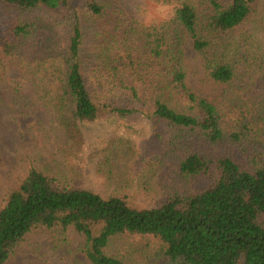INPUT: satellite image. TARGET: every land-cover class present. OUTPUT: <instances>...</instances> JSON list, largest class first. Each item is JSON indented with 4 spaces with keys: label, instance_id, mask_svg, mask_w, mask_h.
<instances>
[{
    "label": "trees",
    "instance_id": "16d2710c",
    "mask_svg": "<svg viewBox=\"0 0 264 264\" xmlns=\"http://www.w3.org/2000/svg\"><path fill=\"white\" fill-rule=\"evenodd\" d=\"M254 1L175 0L146 30L137 15L152 0H0V82L18 62L9 94L35 85L62 133L57 169L24 158L6 195L0 264L40 230L56 247L79 235L90 264H264V98L245 97L264 77ZM187 38L226 86L215 102L187 85ZM124 235L158 241L136 262L113 250Z\"/></svg>",
    "mask_w": 264,
    "mask_h": 264
},
{
    "label": "rangeland",
    "instance_id": "374dc122",
    "mask_svg": "<svg viewBox=\"0 0 264 264\" xmlns=\"http://www.w3.org/2000/svg\"><path fill=\"white\" fill-rule=\"evenodd\" d=\"M129 9L142 0H123ZM253 7L258 16L264 15V0H255ZM4 10L0 8V31L3 29ZM36 43L28 48L27 56ZM185 60L188 66L187 85L191 90L204 95L210 101H217L226 86L213 82L204 75L201 60L197 57L193 42L186 39ZM26 56V57H27ZM18 62H13L0 82V209L4 205L7 193L18 183L23 175L26 159H37L44 167L56 170L57 150L60 146L62 133L57 128L53 115L39 101L37 88L27 84L23 95L9 94L8 81L18 73ZM252 87L249 96L264 98V77L256 76L251 80ZM84 165V163H83ZM124 157L120 155L115 161L114 175L117 177L123 171ZM176 176L175 169L167 166L159 174V180L171 182ZM96 180L94 177L91 181ZM116 183V181H114ZM96 186L99 185L94 183ZM264 223V214L260 216ZM157 239L152 237L124 235L113 245L116 252L124 247L137 251L134 260L139 262L144 252L153 249ZM7 264H90L82 252V239L71 233L70 243L56 247L51 233L40 230L33 234L19 249L17 255Z\"/></svg>",
    "mask_w": 264,
    "mask_h": 264
},
{
    "label": "clouds",
    "instance_id": "9594fccd",
    "mask_svg": "<svg viewBox=\"0 0 264 264\" xmlns=\"http://www.w3.org/2000/svg\"><path fill=\"white\" fill-rule=\"evenodd\" d=\"M177 7L175 0H152L147 8H142L137 15V22L143 29H152L168 21Z\"/></svg>",
    "mask_w": 264,
    "mask_h": 264
}]
</instances>
